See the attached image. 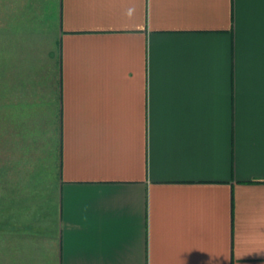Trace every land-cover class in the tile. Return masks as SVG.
Wrapping results in <instances>:
<instances>
[{
  "label": "crops",
  "instance_id": "1",
  "mask_svg": "<svg viewBox=\"0 0 264 264\" xmlns=\"http://www.w3.org/2000/svg\"><path fill=\"white\" fill-rule=\"evenodd\" d=\"M18 3L0 146L60 178L28 264H264V0Z\"/></svg>",
  "mask_w": 264,
  "mask_h": 264
},
{
  "label": "rangeland",
  "instance_id": "2",
  "mask_svg": "<svg viewBox=\"0 0 264 264\" xmlns=\"http://www.w3.org/2000/svg\"><path fill=\"white\" fill-rule=\"evenodd\" d=\"M18 6L20 7L18 0H0L2 51H8L9 40L14 37L12 34L15 28L8 23L10 15H14L12 16L14 25L23 23V18L21 20L18 15L20 13ZM56 6L53 5L48 11L51 21H56ZM10 9L13 12H9ZM49 18H45L43 26L50 21ZM40 35L39 32L34 37L42 39ZM43 38L46 37L43 35ZM4 58L8 57L2 55L0 51V62H3ZM3 115L2 113L1 116ZM7 118L8 115L5 116V119ZM5 131L1 130V139L4 137L3 133L7 134ZM2 148L3 145L0 146V264H28V232L59 230L60 178L55 174L57 170H51L52 174L47 176L25 175L28 172L26 169L28 165L24 167V164L17 165V161L10 160L8 144L4 145L5 152L1 150Z\"/></svg>",
  "mask_w": 264,
  "mask_h": 264
}]
</instances>
